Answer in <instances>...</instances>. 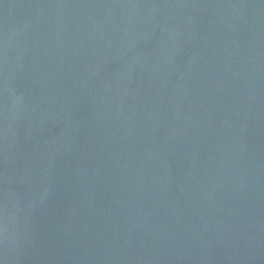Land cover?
Returning a JSON list of instances; mask_svg holds the SVG:
<instances>
[{
  "label": "water",
  "instance_id": "95a60500",
  "mask_svg": "<svg viewBox=\"0 0 264 264\" xmlns=\"http://www.w3.org/2000/svg\"><path fill=\"white\" fill-rule=\"evenodd\" d=\"M0 264H264V0H0Z\"/></svg>",
  "mask_w": 264,
  "mask_h": 264
}]
</instances>
